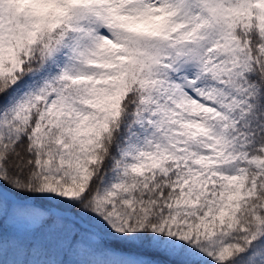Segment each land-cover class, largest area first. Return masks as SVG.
Listing matches in <instances>:
<instances>
[{"label": "snow or ice", "instance_id": "obj_1", "mask_svg": "<svg viewBox=\"0 0 264 264\" xmlns=\"http://www.w3.org/2000/svg\"><path fill=\"white\" fill-rule=\"evenodd\" d=\"M0 264H264V0H0Z\"/></svg>", "mask_w": 264, "mask_h": 264}]
</instances>
